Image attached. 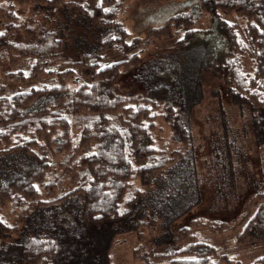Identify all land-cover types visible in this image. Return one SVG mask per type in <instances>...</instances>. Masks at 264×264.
<instances>
[{"label":"trees","instance_id":"obj_1","mask_svg":"<svg viewBox=\"0 0 264 264\" xmlns=\"http://www.w3.org/2000/svg\"><path fill=\"white\" fill-rule=\"evenodd\" d=\"M77 1L12 0L0 5V25L5 27L0 47L10 65L17 56L23 62L31 56L30 76L48 80L41 87L11 94L0 85V205L9 204L12 213L19 210L18 219L26 218L14 238L16 224L0 219V264H110L108 251L115 234L143 224L145 214L155 208L156 195L178 191L179 180H186L181 183L189 185L190 197L186 207L170 210L176 216L199 200L189 112L183 111L184 92L177 81L178 60L158 59L150 68L146 65L148 79L140 75L141 92L119 90L117 78L130 61L108 63L104 54L131 47L117 18L124 0ZM28 3L33 4L26 26L29 39L10 40L21 20L18 5ZM193 6L207 10L218 22L225 49L214 64L215 74L233 101L231 109L247 121L263 160L264 0H196ZM166 10L174 14L151 29L155 38L192 20L175 9ZM194 32L187 29L178 42L191 41ZM12 73L26 80L21 69ZM159 116L181 150L168 153L155 145L153 129ZM58 152L59 171L51 166ZM184 168L186 174L181 175ZM53 171H58L56 177L67 176L72 187L64 190V185L58 195L37 198V185H45L43 176ZM55 184H47V194ZM168 216L165 212V219ZM184 229L178 228L182 237ZM262 239L264 202L238 241ZM179 253L183 257L168 264H212L217 255L212 245L192 240ZM219 257L228 261L224 254ZM251 264H264V254Z\"/></svg>","mask_w":264,"mask_h":264},{"label":"rangeland","instance_id":"obj_2","mask_svg":"<svg viewBox=\"0 0 264 264\" xmlns=\"http://www.w3.org/2000/svg\"><path fill=\"white\" fill-rule=\"evenodd\" d=\"M10 1L0 0V5ZM195 3L196 0H124L117 18L125 29V39L131 47L123 51L112 49L104 54L108 63L121 59L130 61L121 69L116 81L118 89L128 94L144 90L140 75L148 79L147 68L143 72L146 65L150 68L158 59L164 63H171V57L178 60L176 62H179L181 69L177 81L182 83L184 92L183 111L189 112L192 136L190 152L194 158L199 193L198 202L180 216L170 210L187 206L189 185L181 183L186 180H179L178 191L156 195L155 208H150L145 214L143 224L115 234L108 251L110 264H168L173 258L183 257L179 251L190 240L215 248L217 255L211 259L212 264H251L264 254V239L238 241L243 227L260 203L264 202V159H261L260 146L254 140L252 130L245 125L247 121L240 118L235 109H231L233 101L215 74L217 70L214 64L223 56L225 49L218 22L214 23L207 10L195 9ZM32 8V3L18 5L16 12L21 20H18V29L12 31L10 40L28 41L26 26L29 25ZM168 8L177 10L176 14L188 15L192 20L171 26L168 36L155 38L150 34L151 29L161 26L162 20L174 14L169 13ZM57 16L62 17L63 14L57 13ZM187 29L195 31L194 39H188L186 43L178 42ZM4 30L5 27L0 25V33ZM132 57L135 60L131 62ZM33 62L31 56L23 62L20 55L11 66L4 49L0 47V85L6 88L8 94L48 84L45 76H30ZM19 69L26 75V80L12 73ZM221 109L224 111L222 115ZM153 132L155 145L165 147L168 153L174 148H183L181 143L173 142L171 129L160 116L156 118ZM74 140L72 135L71 144ZM61 155L58 152L54 157L51 166L55 170L59 169ZM58 171L48 173L46 178L43 176L45 185H37L40 190L37 198L58 195L64 185V190L72 187L74 182L69 183L67 176H55ZM182 174H186L185 168ZM51 182L56 184L47 194ZM172 182H176V179L173 178ZM136 184L139 185L138 182ZM177 199H181L180 203ZM11 207L9 204L0 205V219L7 225L16 224V229H12L14 238L26 218L18 219L19 210L16 214L12 213ZM165 212L169 215L167 219ZM221 223L224 224L220 227ZM213 224L214 227H211ZM181 226L187 228L183 237L178 231ZM223 254L228 261L219 257Z\"/></svg>","mask_w":264,"mask_h":264}]
</instances>
